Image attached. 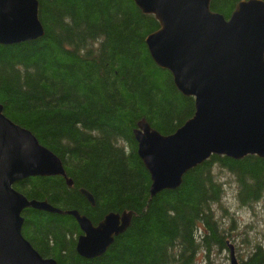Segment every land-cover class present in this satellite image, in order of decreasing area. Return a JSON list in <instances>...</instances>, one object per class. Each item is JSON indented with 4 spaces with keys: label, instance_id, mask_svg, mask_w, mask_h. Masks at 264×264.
<instances>
[{
    "label": "trees",
    "instance_id": "obj_1",
    "mask_svg": "<svg viewBox=\"0 0 264 264\" xmlns=\"http://www.w3.org/2000/svg\"><path fill=\"white\" fill-rule=\"evenodd\" d=\"M238 1L211 0L210 9L229 18ZM37 2L44 35L0 44V104L6 117L60 158L72 185L56 175L29 177L13 187L27 199L77 210L93 224L110 211H131L132 217L92 259L76 251L80 229L71 215L27 208L23 236L57 264H193L200 249L223 251L237 230L232 214H225L227 227L214 209L224 193L219 173L233 177L239 204L251 206L264 193V158L212 154L177 188L151 195L132 133L136 123L144 118L168 135L195 110L194 98L181 94L148 52L145 38L158 21L133 0ZM239 263L264 264L263 244L249 247Z\"/></svg>",
    "mask_w": 264,
    "mask_h": 264
},
{
    "label": "water",
    "instance_id": "obj_2",
    "mask_svg": "<svg viewBox=\"0 0 264 264\" xmlns=\"http://www.w3.org/2000/svg\"><path fill=\"white\" fill-rule=\"evenodd\" d=\"M158 21L145 44L154 63L169 71L178 91L194 98L195 110L164 135L142 119L133 130L137 155L151 179V195L175 189L183 175L212 154L264 158V0L238 1L229 18L210 9L211 0H133ZM44 35L37 0H0V44ZM67 177L61 160L0 104V264H57L43 258L21 232L24 208L71 215L80 229L76 251L102 256L130 225L132 212L110 211L93 224L77 210L61 211L47 201L28 200L12 182L30 176ZM81 193L93 205L89 192ZM229 264H239L225 241Z\"/></svg>",
    "mask_w": 264,
    "mask_h": 264
},
{
    "label": "rangeland",
    "instance_id": "obj_3",
    "mask_svg": "<svg viewBox=\"0 0 264 264\" xmlns=\"http://www.w3.org/2000/svg\"><path fill=\"white\" fill-rule=\"evenodd\" d=\"M219 177L225 182L224 193L219 203L214 205V209L218 216H223L227 227L229 219L225 217V214H232L235 217L237 236L231 242L234 244L237 258L239 259L241 255L245 258L249 247L259 243L264 246V193L251 206L240 205L233 177L226 172H220ZM196 237L198 239V234ZM228 239L231 240V238ZM193 264H229L228 251L224 249L219 252L213 250L206 253L200 249L195 254Z\"/></svg>",
    "mask_w": 264,
    "mask_h": 264
},
{
    "label": "bare ground",
    "instance_id": "obj_4",
    "mask_svg": "<svg viewBox=\"0 0 264 264\" xmlns=\"http://www.w3.org/2000/svg\"><path fill=\"white\" fill-rule=\"evenodd\" d=\"M146 14H147V13H146ZM190 118H191V117H190ZM142 119H144V118H142ZM142 119H140V120H142ZM140 120H139V121H140ZM139 121H138V122H139ZM138 122L136 123V127H137ZM136 127H135V128H136ZM135 128H134V129H135ZM134 129H133V130H134ZM132 133H133V131H132ZM54 154H55V153H54ZM55 155H56V154H55ZM56 156H57V155H56ZM57 157H58V156H57ZM138 157H139V156H138ZM58 158H59V157H58ZM59 159H60V158H59ZM141 161H142V160H141ZM61 163H62V162H61ZM142 163H143V162H142ZM143 165H144V164H143ZM62 166H63V164H62ZM63 168H64V167H63ZM64 170H65V169H64ZM148 174H149V173H148ZM53 176H56V175H53ZM149 176H150V175H149ZM30 177H34V176H30ZM28 178H29V177H28ZM25 179H26V178H25ZM22 180H24V179H20V180H17V181H15V182H12V183H13V184H12V187L14 186L15 183H17L18 181H22ZM150 184H151V179H150ZM149 187H150V186H149ZM13 188H14V187H13ZM20 193H21V192H20ZM28 200H32V199H28ZM35 200H36V199H35ZM28 208H30V207H28ZM25 209H27V208H24L23 210H25ZM23 210H22V212H23ZM22 212H21V213H22ZM21 216H22V215H21ZM22 218H23V216H22ZM23 223H24V218H23ZM22 226H23V224H22ZM21 232H22V229H21ZM22 235H23V234H22ZM23 237H24V236H23ZM24 238H25V237H24ZM25 239H26V238H25ZM26 240H27V239H26ZM29 243H30V242H29ZM30 244H31V243H30ZM32 247H33V246H32ZM42 257H43V256H42ZM43 258H50V257H43ZM52 259H53V258H52ZM55 261H56V260H55Z\"/></svg>",
    "mask_w": 264,
    "mask_h": 264
}]
</instances>
